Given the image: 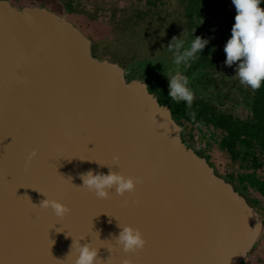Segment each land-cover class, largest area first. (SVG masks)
Masks as SVG:
<instances>
[{"label": "water", "instance_id": "obj_1", "mask_svg": "<svg viewBox=\"0 0 264 264\" xmlns=\"http://www.w3.org/2000/svg\"><path fill=\"white\" fill-rule=\"evenodd\" d=\"M132 72L65 14L0 0V264H73L83 236L102 264H245L257 247L259 210ZM89 170L140 182L101 199L81 188ZM120 225L144 248L125 253Z\"/></svg>", "mask_w": 264, "mask_h": 264}, {"label": "rangeland", "instance_id": "obj_2", "mask_svg": "<svg viewBox=\"0 0 264 264\" xmlns=\"http://www.w3.org/2000/svg\"><path fill=\"white\" fill-rule=\"evenodd\" d=\"M12 3L18 7L25 5H49L57 11L63 12L60 6L54 5L50 0H11ZM58 5L66 2V7L71 10L70 19L78 26L83 27L97 44L94 45V54L100 58H108L111 61L120 63L122 66L132 69L138 68L141 74H150L152 78L157 81L159 88L163 86L169 87L170 74L174 70L173 54L167 50L173 38H183L185 46L193 40L196 36L202 39L201 29L211 27V33L214 38L211 47L207 50L206 46L194 61H190L188 66H181V71L189 78V87L194 92V99H204L216 104L219 110L232 109L239 113L238 115L250 114V104L253 89L247 85L240 83L238 76H236V64L228 66L226 61V53L224 46L229 38L225 35L226 31L222 27L224 24V16L217 13L218 3L214 0H198V21H193L195 15L193 10L185 2L188 0H154L155 5H159L157 12L150 17H153L151 27L139 24L143 17H137V14L145 15L146 8L140 5L137 0H54ZM141 1V0H140ZM132 2V6L127 8ZM148 3L149 0H143V3ZM51 3V4H49ZM98 3L101 9L88 10ZM118 6L113 9L112 4ZM64 9V7H63ZM67 9V10H68ZM85 12H83V11ZM100 11L102 14L94 13ZM227 10H235L232 0H224L222 11L224 14ZM92 11V13L90 12ZM221 11V10H220ZM64 12H68L64 10ZM82 12V13H81ZM181 12V16H179ZM160 14L162 17H160ZM187 17V19H186ZM179 18V19H178ZM192 21H189V20ZM219 19V22H218ZM218 22V23H217ZM212 26H211V25ZM217 24H220L219 26ZM140 25V26H139ZM165 25L167 27L165 28ZM210 25V26H209ZM142 28V29H141ZM147 29V30H146ZM188 29V31H187ZM150 32H149V31ZM148 31V34H147ZM208 34V32L206 33ZM208 39V38H207ZM167 42L166 53L172 56L155 57L153 48L161 49V45ZM107 47V48H106ZM148 47H151L148 50ZM213 47V49H212ZM166 61L170 65L167 69L163 68L162 64ZM213 66L215 69H213ZM142 71V72H141ZM224 73V81L219 82V86L211 84L207 78L215 77L218 74ZM212 78V79H213ZM218 79V78H217ZM221 79V77H219ZM238 79V80H237ZM142 80V79H141ZM232 82V83H230ZM237 84V86H236ZM237 96V98H236ZM236 98V99H235ZM207 130H203L206 132ZM211 131L206 132L209 139ZM213 137V135H211ZM195 137H198L197 143L205 145L206 138L201 139V133L196 132ZM185 141H186V137ZM212 139V149L209 150V155L212 157L211 162L214 163L219 172L229 168L231 160L228 155L219 147L217 140ZM194 145V141L187 142ZM196 147V146H195ZM207 156V154H205ZM208 157V156H207ZM210 161V160H209ZM224 169V170H223ZM264 175V168L260 170ZM238 188L242 187L237 185ZM244 192V191H243ZM245 193V192H244ZM260 242L253 250L251 255L259 253ZM261 250V249H260ZM250 255V256H251ZM246 264V262H245Z\"/></svg>", "mask_w": 264, "mask_h": 264}, {"label": "clouds", "instance_id": "obj_3", "mask_svg": "<svg viewBox=\"0 0 264 264\" xmlns=\"http://www.w3.org/2000/svg\"><path fill=\"white\" fill-rule=\"evenodd\" d=\"M232 3L237 14L231 29V36L224 46L225 63L232 66L239 62L236 66V76L240 83L253 90H258L264 83V7H262L264 0H232ZM206 43L207 40L196 36L188 46H185L183 38H173L167 48L173 54L172 63L175 66L168 76V97L178 103L185 102L189 108L195 97L189 87V78L181 71V66L186 67L190 61H194L197 54L205 48ZM36 156L37 152L33 150L28 159L32 160ZM80 179L83 181L81 188L93 192L101 199L109 198L112 190L117 195L123 196L126 192L134 191L136 184L140 182L138 177L125 176L114 170H110L108 174L94 173L89 170L81 174ZM43 195L46 199L40 203V208L52 209L58 218H63L70 212L64 203ZM120 227L121 231L115 240L116 244L122 246L125 253L144 248L146 240L139 229L131 225H120ZM84 238L85 236L73 240L71 253L73 250L76 253L73 264H102L98 258L99 248L94 247L92 242L81 244L80 241Z\"/></svg>", "mask_w": 264, "mask_h": 264}, {"label": "trees", "instance_id": "obj_4", "mask_svg": "<svg viewBox=\"0 0 264 264\" xmlns=\"http://www.w3.org/2000/svg\"><path fill=\"white\" fill-rule=\"evenodd\" d=\"M236 14L231 15L228 20L230 35ZM138 17L141 16L137 14L136 18ZM160 102L163 105L169 103L166 100ZM173 105L175 119L180 123L190 122L194 128L191 132L198 125L201 139L206 138L205 145L198 143L200 153L207 154L212 159L209 150L212 149L213 139L217 140L219 147L228 155L231 160L229 168L218 171L220 175L232 181L236 187L239 185L244 190L251 189L264 195V177L259 174L264 168V83L260 89L254 90L252 113L246 116L219 112L204 100H199L198 103L193 101L190 108L185 102L174 101ZM207 129L206 132L211 131L212 139L207 138L206 132H203Z\"/></svg>", "mask_w": 264, "mask_h": 264}, {"label": "flooded vegetation", "instance_id": "obj_5", "mask_svg": "<svg viewBox=\"0 0 264 264\" xmlns=\"http://www.w3.org/2000/svg\"><path fill=\"white\" fill-rule=\"evenodd\" d=\"M50 2L52 4H54V5L60 6L62 8V11L63 12L57 11L56 9L50 7L49 5H40V6H46V7L50 8V9L54 10L57 13L65 14L70 19L69 15L71 14V10H69L67 7L65 9V5H67L66 2L61 3L60 5H58L54 0H50ZM136 2H138L140 5H143L146 8V14L145 15H142L141 16L140 14H138L141 17H143V20H141L139 22V24L140 25L141 24L146 25V23H148V25L150 24L149 26L151 27V24L153 23V17H150V16L153 15V14H155L157 12V9L159 8V5L156 6L154 0H149L148 3H146V2L143 3V0H141V1L140 0H137V1H135V3ZM214 2L218 3V5H219L218 10H217V13L220 12V15L221 16L222 15L224 16L223 21H220V23H223L224 24L222 27L224 28V31H226L225 35L227 36V38H230L231 35L229 33V30H228V20L231 17V15L236 14V9L235 10H227L226 13L224 14V11H222V5L224 4V0H214ZM51 3H49V4H51ZM132 3H134V2H132ZM132 3H130L127 8H130L132 6ZM116 4L117 3H115V5L112 4L113 9H117L118 8V6ZM184 4L186 6L188 5L193 10L194 15H195L193 21H196L197 22L198 21V0H188V2H185ZM63 7H64V9H63ZM87 9L88 10H94L95 11V9H98L99 10L101 8L98 7V3H97L92 8H88L87 7ZM64 10H66L68 12H64ZM98 10L96 12H94V13H98V15H101L102 13L100 11H98ZM90 12L92 13V11H90ZM178 14H179V16H181V12H179ZM160 17H162L161 14H160ZM186 19H187V17H186ZM189 21H192V20L190 19ZM218 22H219V19H218ZM217 25L219 26L220 24H217ZM78 27L87 35L88 32H86V30L83 27H81V26H78ZM166 27H167V25H165V28ZM212 30L213 29L211 27H206L204 29H201V31H200V33L203 31L201 33L202 36H206V38H204L205 40H207L206 50L209 47H211V45H212L211 42L214 41L213 40L214 38H212L211 33H210V32H212ZM148 31H147V34H148ZM187 31H188V29H187ZM207 32H208V34H206ZM87 36H89V35H87ZM94 45H96V51H97V48L98 47H97V44H96L95 40L93 42V47H94ZM167 46H168V44H167V42H165L164 44L161 45V49H159V50L156 49L155 50V48H153V50H154V54L153 55L155 57H159V58H161V56H164V57H166V56H172L170 53H169V55L166 53V47ZM150 49H151V47H148V50H150ZM212 49H213V47H212ZM208 53H209V51L207 50L206 53H205V55H208ZM103 58H105V57H103ZM166 61L167 60H165L163 62V64H162L163 68H165V69H167L170 66V65H167L166 64ZM213 69H215L214 66H213ZM138 70H139L138 68L134 69V71L132 72V74H129L127 76V79L129 81L132 80V79H135V78L142 79L148 85L149 90L152 93L156 94V96H158V98H159L160 101L161 100L169 101V103H167V104L171 107L173 116L175 118L176 113H175V108H174V105H173L174 104V101L171 100L170 97H168L169 87H166V86H163L162 85V87L159 88V86H158L159 83L157 81H155L150 74L143 75L140 72H138ZM219 77H221V79H219ZM223 77H224V73L223 74H220L219 73L216 76V78L215 77L214 78L213 77L207 78V81L209 83H211V84H215L216 86H219V84H220L219 82H221V81L226 82ZM230 83H232V82H230ZM236 86H237V84H236ZM253 95H254V90H253ZM236 98H237V96H236ZM200 100H204V99H200ZM204 101H206V102L210 103L211 105H213V107L216 108V110H218L219 112L234 113V114H237V115L239 114V113H237L236 111H234L232 109H226L224 111L223 110H219L218 107L216 106V104H214V103H212L211 101H208V100H204ZM194 102H197L198 103V99H194ZM247 106H250V112L252 113V109H253V96H252V99H251L250 104L247 105ZM243 116H246V115H243ZM181 124L184 125L183 135H184V137H186V142L194 141V145H195L198 142V137H195L196 132H198V125H195L196 126L195 127V130L193 132H191L194 128H193V125L190 122H188V123H181ZM195 146L194 147L198 150V143ZM259 174L264 177L263 174H261V173H259ZM243 191L245 192V195L251 200V202L253 204H255L256 208L259 210V212L261 214L262 220L264 221V195L262 193L261 194H258L257 192H255V191H253L251 189H248V190L247 189L246 190L243 189ZM256 199H258L257 202H256ZM259 242H260V245L259 246L260 247L262 246L261 248H259V251H258L259 253H257L256 255H253L254 254L253 253L247 259L246 264H264V230H263L262 235H261V237L259 239Z\"/></svg>", "mask_w": 264, "mask_h": 264}]
</instances>
